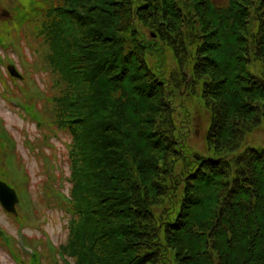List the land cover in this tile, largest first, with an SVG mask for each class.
<instances>
[{
    "label": "trees",
    "instance_id": "obj_1",
    "mask_svg": "<svg viewBox=\"0 0 264 264\" xmlns=\"http://www.w3.org/2000/svg\"><path fill=\"white\" fill-rule=\"evenodd\" d=\"M6 10L0 45L32 28L58 76L40 105L18 89L21 114L46 146L70 139L69 192L55 194L52 177L45 190L71 214L67 241L53 252L29 238L32 256L0 239L20 264H60L59 253L66 264H264V144L246 143L264 131V0H14ZM185 86H200L212 111L204 155L178 131L172 99ZM2 141L0 131V176L14 181Z\"/></svg>",
    "mask_w": 264,
    "mask_h": 264
},
{
    "label": "rangeland",
    "instance_id": "obj_2",
    "mask_svg": "<svg viewBox=\"0 0 264 264\" xmlns=\"http://www.w3.org/2000/svg\"><path fill=\"white\" fill-rule=\"evenodd\" d=\"M212 1L219 6L227 5L229 0ZM13 6L14 0H0V26H4L5 21L11 20L10 13L6 12L5 9ZM31 31L34 30L26 26L18 34L11 35V37L2 43V45L8 46V50H4V46L0 45V120L3 121L4 125L2 130L4 132L8 131L10 134L12 141L15 142L17 155L20 161L23 162V167L19 171L16 168H12L13 176L15 179L23 181L29 187V193L32 195L36 208H30L28 202L24 201L23 206L29 210L30 221L29 217V220H26L27 216L14 214L6 210L0 203V229L5 230L12 237L15 236L17 241L20 240V243H17L19 246L20 244L22 246L21 237L23 233L27 239L35 237L44 239L45 246L53 249V247L57 248L60 243H66L69 233L67 222L71 214L63 206H59L56 201L54 202L52 198H48L45 190L49 185L48 178L52 177V186H55L58 190H62L64 193L69 192L71 182L66 177L70 175V162L68 161L66 141H70V139L64 133L57 137L54 135L51 138V144L46 146V144H43L44 140L42 139L44 130L39 129L32 119L22 115L17 104L4 96V87L6 85L15 89V91L9 92L7 96L10 93L16 95V90L19 86L24 88L28 86L33 94L36 93L38 95L35 94L39 105L42 100L41 95H45L46 93L49 95L52 93L57 94L59 90L56 89L57 79H55L58 76L55 75L53 66L48 63L45 54L40 51V43L36 39L38 36L35 39H30L33 34ZM162 56L164 57L163 54ZM165 56L167 59L165 67H177L175 65L176 61L170 52ZM6 59L8 62L13 60V64L18 66L27 78L18 80L17 82L13 81L8 72ZM149 59L151 60L153 70L160 68L155 65L158 61L157 54L149 56ZM190 78L191 76L187 79L189 82L191 81ZM4 81H6L5 84L3 83ZM186 89L187 86L181 90L180 96L175 98L176 102L172 99L173 112L180 127L178 131L181 136L187 137L188 144L197 153L204 155L207 154L206 136L211 124L212 111L205 104L206 96L204 99L200 97V86L190 88L189 91ZM246 143L256 146L264 144V131L257 129L253 133H250L248 138H246ZM31 145H35L34 149L30 147ZM234 150L235 148H226L224 155ZM8 182L19 192L17 186L12 181ZM44 195L46 200L43 199ZM166 202L169 203L170 200ZM162 207L158 203L154 206L159 215L163 213ZM17 217H20V219ZM23 221H25L24 228L20 232L19 227L21 226L19 225ZM0 236L3 237L2 232H0ZM30 244L32 243L30 242ZM32 245L35 247L37 243ZM57 251H59V248H57ZM57 251L53 250V252ZM58 255L60 264H66L65 260L61 258L60 253ZM0 264H20L13 254H10L7 247L1 243ZM43 264L52 263L46 259Z\"/></svg>",
    "mask_w": 264,
    "mask_h": 264
},
{
    "label": "water",
    "instance_id": "obj_3",
    "mask_svg": "<svg viewBox=\"0 0 264 264\" xmlns=\"http://www.w3.org/2000/svg\"><path fill=\"white\" fill-rule=\"evenodd\" d=\"M12 74L17 76V73L11 70ZM18 201V195L15 190L0 180V202L10 212H16L15 203Z\"/></svg>",
    "mask_w": 264,
    "mask_h": 264
}]
</instances>
